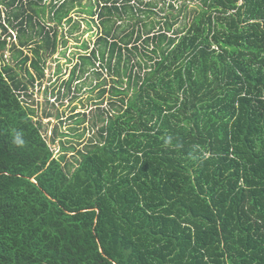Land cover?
Masks as SVG:
<instances>
[{"label": "trees", "instance_id": "16d2710c", "mask_svg": "<svg viewBox=\"0 0 264 264\" xmlns=\"http://www.w3.org/2000/svg\"><path fill=\"white\" fill-rule=\"evenodd\" d=\"M157 7L0 0V264H264V0ZM73 12L99 32L64 87L111 74L118 109L103 79L83 133L48 137L24 98Z\"/></svg>", "mask_w": 264, "mask_h": 264}, {"label": "rangeland", "instance_id": "374dc122", "mask_svg": "<svg viewBox=\"0 0 264 264\" xmlns=\"http://www.w3.org/2000/svg\"><path fill=\"white\" fill-rule=\"evenodd\" d=\"M154 3H157L158 7L156 8V14L161 13V9H164L162 16L164 17L172 11L170 5L175 7V14H178V9L182 4H184L185 0H152ZM164 1V2H163ZM87 4V1L84 2ZM198 2H192L190 4V8L196 7ZM73 16L80 23L79 30L73 34V37L67 35L66 40L68 41L67 47L62 48L60 53H57L52 58L49 59L47 63L46 70V78L42 84L39 82L35 83V87H30L29 95L25 97V102L32 106V108L36 111L38 117L44 118V123H51L50 127L46 130L43 129V134L48 137L51 136L53 127L59 125V122H62L61 133L72 134V137H76L79 134H82V129L87 126V124H83L81 129L76 127L74 123L79 120V118L72 119L76 116H83L82 114H89L91 111L97 110L98 107L103 108V94L101 89L98 87L100 83L103 82V79H106L107 82V94L104 95V106L106 108H110V113L114 114V112L118 109V106H111V101L108 100L110 94V87L112 82L111 74H106V76L102 77L101 80H98L96 75L91 72L86 73L81 80H77L71 86L70 91L66 90L63 83L66 81L72 68L79 63L78 58L80 55L90 52L92 48L95 47V42L97 39V34L99 32L98 27L92 25L91 27L87 25L84 21L87 18V15L78 14V12H73ZM158 18H161L160 15H157ZM184 24V22H183ZM182 24L179 23L177 28H182ZM66 32V31H65ZM0 30V34H1ZM62 33H60L61 35ZM10 40V39H8ZM16 39L14 38V41ZM135 40V39H134ZM134 40H132V44H135ZM90 48L88 51L85 50L84 47ZM31 48H25V54H28L29 57H32L33 54L30 52ZM66 50V53H65ZM65 53V55L63 54ZM4 58L9 60L10 63L17 66V62L11 58V53L6 51L4 52ZM31 72L34 73L31 69ZM108 76V78H106ZM112 82V83H111ZM103 87V84L102 86ZM127 87V83H124V87ZM131 96L133 95L130 92ZM129 99V98H127ZM46 114H49L50 117L46 118ZM61 117V118H60ZM98 126H102L100 123ZM69 128H77L78 133H72L69 131ZM98 129H93L90 133L84 136L83 139L80 140V146L82 147L87 141L90 135L93 134L94 131L97 132ZM47 137V138H48ZM60 140L66 141L68 139L59 138L57 143L54 145V148L57 149V153L61 147Z\"/></svg>", "mask_w": 264, "mask_h": 264}, {"label": "clouds", "instance_id": "9594fccd", "mask_svg": "<svg viewBox=\"0 0 264 264\" xmlns=\"http://www.w3.org/2000/svg\"><path fill=\"white\" fill-rule=\"evenodd\" d=\"M13 142L19 147H23L25 145V141L21 138V134L19 133L15 135Z\"/></svg>", "mask_w": 264, "mask_h": 264}]
</instances>
